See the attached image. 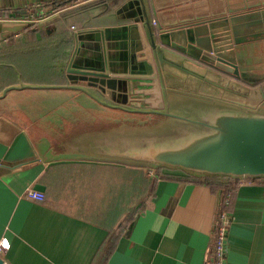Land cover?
<instances>
[{
  "label": "crops",
  "instance_id": "crops-1",
  "mask_svg": "<svg viewBox=\"0 0 264 264\" xmlns=\"http://www.w3.org/2000/svg\"><path fill=\"white\" fill-rule=\"evenodd\" d=\"M75 1L0 0V12L30 16L37 4L49 13L58 4L78 7H71ZM126 1L110 14V4L105 8L103 2L84 15L106 21L93 27L118 26L138 12L136 4L122 7ZM202 5L209 10L208 0ZM171 14H163L166 23L173 19ZM60 15L47 18L42 28ZM152 21L156 24L159 19L153 15ZM66 24L64 31L48 28L47 36L37 34L35 40L18 45L5 46L8 40L31 34L28 29L0 40V55L13 56V62L5 63L18 74L13 85L49 87L11 90L0 99V244L9 245L2 253L8 264H93L114 225L92 221L103 215L113 221L109 214L140 189L135 188L138 178L129 168L133 165L104 157L114 129L156 127L166 121L162 115L103 106L81 91L62 88L69 84L66 67L75 36L89 28ZM243 46L240 69L249 77L263 78L264 41ZM143 168L153 179L150 168ZM233 181L160 180L154 193L143 199L146 205L106 264H206L221 197ZM31 187L42 191L45 199L28 198ZM230 205L226 264H264V182L236 188Z\"/></svg>",
  "mask_w": 264,
  "mask_h": 264
},
{
  "label": "water",
  "instance_id": "water-1",
  "mask_svg": "<svg viewBox=\"0 0 264 264\" xmlns=\"http://www.w3.org/2000/svg\"><path fill=\"white\" fill-rule=\"evenodd\" d=\"M158 1L127 0L122 7L136 4L138 12L124 24L77 32L62 88L166 118L136 127L148 131L137 136L125 133L133 127L114 129L104 156L110 161L205 179L264 180V77H249L239 65L245 43L264 41V0H208L209 10L205 0ZM165 13H172L170 23ZM30 26L0 21V40ZM24 88L49 87L11 85L0 99ZM0 264H8L2 254Z\"/></svg>",
  "mask_w": 264,
  "mask_h": 264
},
{
  "label": "trees",
  "instance_id": "trees-1",
  "mask_svg": "<svg viewBox=\"0 0 264 264\" xmlns=\"http://www.w3.org/2000/svg\"><path fill=\"white\" fill-rule=\"evenodd\" d=\"M125 0H98L94 3L81 5L72 9H68L61 13V15L58 17L59 19H54L50 23L47 24L46 27H38L39 23H34L26 30L27 34L24 37L21 38H14V40H8L5 46L9 45H18L22 44L28 41L35 40V35L39 34L40 37L47 36V29H52L53 27L56 29V32H61L67 29L66 26L67 22L73 26L81 28L82 26L84 28L86 27H93L96 25H104L106 24V21H96L95 18L87 17L84 15V11L87 10L90 7L97 6L103 2L110 4L108 8V14L112 13L114 9L118 6H120ZM58 7L64 8L65 4H58ZM107 14V15H108ZM7 15L4 12H0V16ZM80 25V27L78 26ZM42 28V29H39ZM33 29V30H32ZM44 29V30H43ZM35 30V31H34ZM38 32V33H37ZM38 36V35H37ZM13 56L10 54H4L0 55V92L4 90L7 86L17 84L18 83V74L16 70L10 66L9 64L13 62ZM145 166H134L129 167L132 168L131 170L136 174L137 184L135 185V188H138V192H133L132 197L129 199L123 200V204H119V206L116 208V211L114 210V214H109L113 217V221H107L108 217L107 215H103V219L100 217L99 219H96L95 221H92V223L96 225H114V229L110 230V238L109 240L104 243V245L101 247L98 256L93 261V264H106L110 257L112 256L113 252L115 251V248L122 238L124 234L128 231L129 227H131L136 220V218L139 216L141 211L143 210L144 206L146 205V202L143 201V199L149 194H153L157 183L160 180H166V181H178L185 184H202L205 182L204 177L194 176L191 174L184 173L182 171V174H172L169 172L170 170L165 168H154L157 175L153 179H150L146 171L144 170ZM160 179V180H159ZM259 180V179H257ZM137 186V187H136ZM131 194V191H130ZM45 199V197H44ZM231 200L226 206V210L228 212L231 211ZM231 213V212H230ZM123 219L121 222V226L116 230L115 226L120 222V220Z\"/></svg>",
  "mask_w": 264,
  "mask_h": 264
},
{
  "label": "built area",
  "instance_id": "built-area-1",
  "mask_svg": "<svg viewBox=\"0 0 264 264\" xmlns=\"http://www.w3.org/2000/svg\"><path fill=\"white\" fill-rule=\"evenodd\" d=\"M94 0H76L73 6H79L82 4H86ZM66 7V6H65ZM55 7L49 13L44 11V7L42 4H37L34 6V15L30 16H20V15H4L0 16V21L6 22H28L31 25L34 23H40L45 21L47 18L62 13L67 10L66 8ZM48 13V14H47ZM150 174L156 177L157 173L154 168H150ZM264 180L257 179H238L234 180L233 184L230 187L224 189V194L221 197L220 205L218 207L217 215H216V223L214 229V244L212 248L209 250L207 256L206 264H226V255H227V236L229 231V226L232 221V214L226 210V206H228L233 192L236 188L243 185H251L255 183H263ZM26 196L30 199H34L37 201L44 200V193L40 190H37L33 187L29 188L26 192ZM9 248V245L5 242L0 244V254L6 252Z\"/></svg>",
  "mask_w": 264,
  "mask_h": 264
},
{
  "label": "rangeland",
  "instance_id": "rangeland-1",
  "mask_svg": "<svg viewBox=\"0 0 264 264\" xmlns=\"http://www.w3.org/2000/svg\"><path fill=\"white\" fill-rule=\"evenodd\" d=\"M125 133L128 135H131V136H137L139 134L148 133V131L145 132V131L141 130V128H135L134 127V128L128 129L127 132H125Z\"/></svg>",
  "mask_w": 264,
  "mask_h": 264
},
{
  "label": "flooded vegetation",
  "instance_id": "flooded-vegetation-1",
  "mask_svg": "<svg viewBox=\"0 0 264 264\" xmlns=\"http://www.w3.org/2000/svg\"><path fill=\"white\" fill-rule=\"evenodd\" d=\"M262 83H264V80L262 81ZM261 83L259 82V83H257V84H254L253 86L254 87H257L258 85H260Z\"/></svg>",
  "mask_w": 264,
  "mask_h": 264
}]
</instances>
